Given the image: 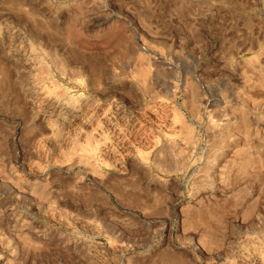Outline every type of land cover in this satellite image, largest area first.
Here are the masks:
<instances>
[{
	"label": "rangeland",
	"instance_id": "rangeland-1",
	"mask_svg": "<svg viewBox=\"0 0 264 264\" xmlns=\"http://www.w3.org/2000/svg\"><path fill=\"white\" fill-rule=\"evenodd\" d=\"M0 264H264V0H0Z\"/></svg>",
	"mask_w": 264,
	"mask_h": 264
},
{
	"label": "bare ground",
	"instance_id": "bare-ground-1",
	"mask_svg": "<svg viewBox=\"0 0 264 264\" xmlns=\"http://www.w3.org/2000/svg\"><path fill=\"white\" fill-rule=\"evenodd\" d=\"M169 145H171V144H169ZM172 157V156H171ZM77 159V158H76Z\"/></svg>",
	"mask_w": 264,
	"mask_h": 264
}]
</instances>
